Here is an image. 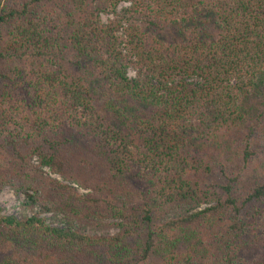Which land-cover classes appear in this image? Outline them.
<instances>
[{
  "label": "trees",
  "instance_id": "16d2710c",
  "mask_svg": "<svg viewBox=\"0 0 264 264\" xmlns=\"http://www.w3.org/2000/svg\"><path fill=\"white\" fill-rule=\"evenodd\" d=\"M119 1L0 0V188L66 215L0 206V264H264V0ZM182 202L205 205L154 216ZM89 215L120 230L75 226Z\"/></svg>",
  "mask_w": 264,
  "mask_h": 264
},
{
  "label": "rangeland",
  "instance_id": "374dc122",
  "mask_svg": "<svg viewBox=\"0 0 264 264\" xmlns=\"http://www.w3.org/2000/svg\"><path fill=\"white\" fill-rule=\"evenodd\" d=\"M128 5V2L125 0H121L116 4V12L120 10V7ZM115 14L112 12H105V11H100L99 13V18L101 22H107L109 18H114ZM123 25V24H122ZM121 27L118 28V33L121 31ZM128 74L130 76L135 75V68L133 66H128ZM201 149H208L207 146H202ZM195 148L191 150V153L189 155H184L182 153V156L184 158V167L185 169H196L198 168V161L196 158L199 156L194 154ZM206 160H210L213 156H210L206 154ZM30 163V172H41L43 176L45 177H52L57 179L58 181L66 184H70L71 186L74 187V190L77 193L80 194H91L97 197H108L110 194L109 193H104L99 191L98 189H95L91 186H83L80 183L74 181V180H69L65 178L63 175L59 173L52 172L49 167L47 166H42L41 168H38L37 166V159L36 157H33L29 159ZM171 167H174V163L171 164ZM180 166H177L175 168H178ZM219 168V165L215 167L216 172L213 173L212 176L207 177L208 182H216L217 179H219L220 175L217 169ZM140 169V175L143 178V169L141 166H139ZM27 170V171H28ZM135 172L136 169H133ZM174 171V169L172 170ZM139 174H128L127 178L129 181V187L134 191V189H145L146 185L144 183V178L139 179ZM132 193V192H131ZM130 193V195H131ZM29 195H32L33 197H37L40 202H32L30 201ZM48 198H53L54 196L51 195V192H47L45 194ZM119 198L121 199H127L130 201V197L128 193H126V196L123 194L118 195ZM44 201V194L42 192V188L35 186V187H14L12 185L6 184L0 188V206L2 207V212L4 213H11L14 214L18 217H21L23 215H30L35 212H40L41 216H44L47 221H53L56 223H62L66 219V215L64 212L55 210V209H49V210H40V204L41 202ZM193 205L192 202L186 203L182 202L178 207L175 209L171 210L170 212H167L163 214L162 216H159L153 211L154 216L157 217L159 221H163L164 219L173 216L171 212L173 211H186L189 209V211L194 210L196 208H199L201 206H204L205 203H200L198 206L195 208H191ZM122 221V219L118 216H110V215H105V216H97V215H89L85 216V218H81L79 220H76L74 222L76 227L81 228L83 231L88 232V233H96V234H107V233H114L120 230V227L117 222Z\"/></svg>",
  "mask_w": 264,
  "mask_h": 264
}]
</instances>
